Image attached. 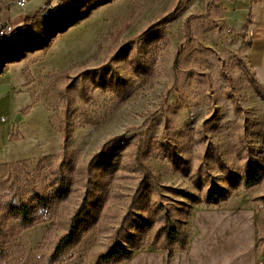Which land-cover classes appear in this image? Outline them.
Here are the masks:
<instances>
[{
    "label": "rangeland",
    "instance_id": "rangeland-1",
    "mask_svg": "<svg viewBox=\"0 0 264 264\" xmlns=\"http://www.w3.org/2000/svg\"><path fill=\"white\" fill-rule=\"evenodd\" d=\"M15 2L0 0V24L16 26L7 11ZM31 4L24 12L40 5ZM261 7L264 0H77L12 34L0 46V164H10L0 169V203L14 183L25 196L46 191L64 123L70 192L30 228L17 231L15 220L6 221L0 264H91L139 178L133 166L139 142L156 183L147 185L128 223L137 249L158 245L149 232L165 208L185 220L194 205L230 201L254 209L258 256L264 247V31L256 32L254 20ZM19 53V62H7ZM109 138V151L90 161ZM247 161L263 177L244 189ZM211 185L228 197L190 203L172 191L200 195ZM84 192L92 225L71 256L50 263Z\"/></svg>",
    "mask_w": 264,
    "mask_h": 264
},
{
    "label": "trees",
    "instance_id": "trees-1",
    "mask_svg": "<svg viewBox=\"0 0 264 264\" xmlns=\"http://www.w3.org/2000/svg\"><path fill=\"white\" fill-rule=\"evenodd\" d=\"M74 1L77 0H46L41 7L35 10L32 14L24 16L19 24L15 27L13 26L10 33L0 36V46H2L12 34H24L33 24L40 22L46 16L53 14L57 10L64 8ZM72 23L73 21L66 22L65 27L70 26ZM63 30L64 29H60L57 32ZM43 33H45V31ZM48 39L49 37L46 38L45 42H47ZM13 57L15 58L7 56V62H19L22 58V53L16 54ZM175 61L177 62V56ZM166 103L167 102L163 100L162 104L165 105ZM66 112L67 109L65 107L64 114ZM60 134L62 143L58 155L59 158L55 163H49L48 165V188L46 191L42 193L38 190L32 189L30 196H25L18 191V185L15 183L6 191V194L0 203V240L7 237L8 233L4 230L7 220L12 219L16 221L17 231L25 230L42 221L40 213L48 206L62 202L68 197L70 184L68 177L66 176V169L68 166V152L66 148L68 126L66 123L61 126ZM113 140L114 138H109L103 141L97 150L91 155L89 160L93 161L107 153L110 148L109 145ZM141 154L142 144L139 142L135 144L133 152V166L138 172L139 178L134 184L124 215L120 219L119 224L111 232L104 248L96 252L91 264H119L130 258L133 251L138 250V242L136 239L137 234L136 232H130L129 228L131 225L128 226V223H130L132 219L137 204L144 196L147 185L150 184V181H156V177L152 173L150 166L143 162ZM9 166L10 164H0V169ZM242 173L241 186L244 189H248L259 183L263 177V173L249 161L244 163ZM225 179L230 186L234 187L236 185L229 177L226 176ZM172 191L184 199L189 200L190 203L202 202L205 204H215L228 197L225 190L213 185L203 191L200 195L183 188L172 189ZM260 201L264 204V194L260 196ZM89 203L90 200L84 192L68 217L63 232L55 240L47 257L48 262L55 263L71 256V250L73 247L80 241L83 234L92 225ZM189 212L190 210L188 209L186 215H188ZM184 224L185 220H182V217H175L171 209L168 207L161 213L157 226L150 229V241L153 244L158 243L153 249H160L163 253L162 264L170 263L175 250L186 249L187 234ZM142 225L144 229L143 233H145L149 228L146 224ZM135 229H140V227H136ZM258 241L259 239L256 238V250L259 248ZM261 241H264V239ZM2 242L0 241V259L5 258L7 255ZM263 257L264 247L256 258V264H263Z\"/></svg>",
    "mask_w": 264,
    "mask_h": 264
},
{
    "label": "crops",
    "instance_id": "crops-1",
    "mask_svg": "<svg viewBox=\"0 0 264 264\" xmlns=\"http://www.w3.org/2000/svg\"><path fill=\"white\" fill-rule=\"evenodd\" d=\"M46 0H27L24 7L16 4L7 8L9 20L19 24L29 3L32 7L43 5ZM11 7L18 9L11 11ZM38 7V8H39ZM16 24V25H17ZM255 30L264 31V7L254 20ZM6 130V127H2ZM258 220L252 207L239 206L227 201L217 206L194 205L185 219L187 234L185 250H175L169 264H256ZM160 249L146 248L133 251L119 264H162ZM264 264V257H263Z\"/></svg>",
    "mask_w": 264,
    "mask_h": 264
},
{
    "label": "built area",
    "instance_id": "built-area-1",
    "mask_svg": "<svg viewBox=\"0 0 264 264\" xmlns=\"http://www.w3.org/2000/svg\"><path fill=\"white\" fill-rule=\"evenodd\" d=\"M27 0H16L15 4L19 7H24L26 4ZM13 29V25L10 23H1L0 24V36H4L5 32H9L10 30Z\"/></svg>",
    "mask_w": 264,
    "mask_h": 264
},
{
    "label": "bare ground",
    "instance_id": "bare-ground-1",
    "mask_svg": "<svg viewBox=\"0 0 264 264\" xmlns=\"http://www.w3.org/2000/svg\"><path fill=\"white\" fill-rule=\"evenodd\" d=\"M10 32H11V30L9 32H5V34L10 33Z\"/></svg>",
    "mask_w": 264,
    "mask_h": 264
}]
</instances>
